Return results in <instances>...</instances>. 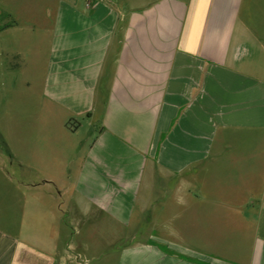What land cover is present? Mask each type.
Masks as SVG:
<instances>
[{
    "label": "crops",
    "instance_id": "1",
    "mask_svg": "<svg viewBox=\"0 0 264 264\" xmlns=\"http://www.w3.org/2000/svg\"><path fill=\"white\" fill-rule=\"evenodd\" d=\"M23 3L0 264H264V0Z\"/></svg>",
    "mask_w": 264,
    "mask_h": 264
},
{
    "label": "rangeland",
    "instance_id": "2",
    "mask_svg": "<svg viewBox=\"0 0 264 264\" xmlns=\"http://www.w3.org/2000/svg\"><path fill=\"white\" fill-rule=\"evenodd\" d=\"M27 0H24L26 2ZM24 6H27L26 3H23V0H0V17L6 16V12H13L15 8L18 7L21 9V19L24 24H28L30 22V14L27 10L24 9ZM2 15V16H1ZM0 21L8 24L9 21L6 18H0ZM26 95L22 92V88L20 87L16 92L11 93L8 99H4L5 106L0 109V115L3 117H23V109L21 107V100L25 99ZM11 122L7 121L5 126L8 127L10 130L12 129Z\"/></svg>",
    "mask_w": 264,
    "mask_h": 264
},
{
    "label": "built area",
    "instance_id": "3",
    "mask_svg": "<svg viewBox=\"0 0 264 264\" xmlns=\"http://www.w3.org/2000/svg\"><path fill=\"white\" fill-rule=\"evenodd\" d=\"M89 3H93L95 0H87Z\"/></svg>",
    "mask_w": 264,
    "mask_h": 264
}]
</instances>
